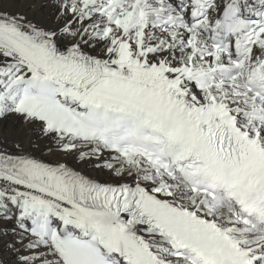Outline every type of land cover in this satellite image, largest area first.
Returning a JSON list of instances; mask_svg holds the SVG:
<instances>
[{
  "label": "snow or ice",
  "instance_id": "1",
  "mask_svg": "<svg viewBox=\"0 0 264 264\" xmlns=\"http://www.w3.org/2000/svg\"><path fill=\"white\" fill-rule=\"evenodd\" d=\"M0 264H264V0H0Z\"/></svg>",
  "mask_w": 264,
  "mask_h": 264
}]
</instances>
